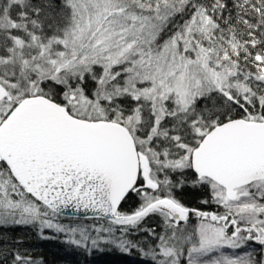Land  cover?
<instances>
[{
    "label": "snow or ice",
    "instance_id": "obj_1",
    "mask_svg": "<svg viewBox=\"0 0 264 264\" xmlns=\"http://www.w3.org/2000/svg\"><path fill=\"white\" fill-rule=\"evenodd\" d=\"M49 240L264 264V0H0V264Z\"/></svg>",
    "mask_w": 264,
    "mask_h": 264
},
{
    "label": "trees",
    "instance_id": "obj_2",
    "mask_svg": "<svg viewBox=\"0 0 264 264\" xmlns=\"http://www.w3.org/2000/svg\"><path fill=\"white\" fill-rule=\"evenodd\" d=\"M34 255L44 257L46 264H139V257L116 251L92 252L88 256L79 254L55 240L37 241Z\"/></svg>",
    "mask_w": 264,
    "mask_h": 264
}]
</instances>
